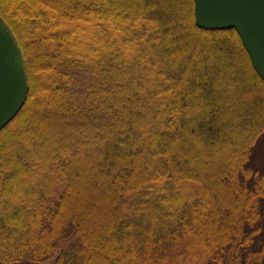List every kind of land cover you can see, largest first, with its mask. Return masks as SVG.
Returning a JSON list of instances; mask_svg holds the SVG:
<instances>
[{"label": "trees", "instance_id": "1", "mask_svg": "<svg viewBox=\"0 0 264 264\" xmlns=\"http://www.w3.org/2000/svg\"><path fill=\"white\" fill-rule=\"evenodd\" d=\"M0 5L29 80L0 264H264V80L234 28L194 0Z\"/></svg>", "mask_w": 264, "mask_h": 264}, {"label": "water", "instance_id": "2", "mask_svg": "<svg viewBox=\"0 0 264 264\" xmlns=\"http://www.w3.org/2000/svg\"><path fill=\"white\" fill-rule=\"evenodd\" d=\"M194 14L200 28H234L264 80V0H194ZM28 92L22 48L0 15V131L20 112Z\"/></svg>", "mask_w": 264, "mask_h": 264}, {"label": "rangeland", "instance_id": "3", "mask_svg": "<svg viewBox=\"0 0 264 264\" xmlns=\"http://www.w3.org/2000/svg\"><path fill=\"white\" fill-rule=\"evenodd\" d=\"M0 9H2V6L0 5ZM88 39V37H86V40ZM89 76V75H88ZM87 76V77H88ZM2 136V135H1ZM0 136V138H1ZM263 156V151H262V147L260 144L257 145L256 147V151L253 154V158H254V162H259L261 160V157ZM85 252L88 254L90 251L89 249L85 250ZM52 264V263H50Z\"/></svg>", "mask_w": 264, "mask_h": 264}]
</instances>
